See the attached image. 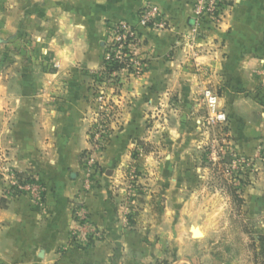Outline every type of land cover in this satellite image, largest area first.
<instances>
[{"label":"rangeland","instance_id":"rangeland-1","mask_svg":"<svg viewBox=\"0 0 264 264\" xmlns=\"http://www.w3.org/2000/svg\"><path fill=\"white\" fill-rule=\"evenodd\" d=\"M228 9L192 34L218 27ZM12 17L0 28V78L33 50ZM190 60L185 84L175 82L152 100L135 82L143 74L124 72L112 81L106 72L89 73L90 147L80 154L77 192L96 204L91 211L77 194L70 198L67 242L55 248L61 264H264V68L234 78ZM97 89L108 99L107 119L98 116ZM205 90L216 98L214 110ZM4 140L0 119V211L25 197L43 214L45 184L14 171ZM7 224L0 221V233ZM195 227L198 238L191 236Z\"/></svg>","mask_w":264,"mask_h":264},{"label":"crops","instance_id":"crops-1","mask_svg":"<svg viewBox=\"0 0 264 264\" xmlns=\"http://www.w3.org/2000/svg\"><path fill=\"white\" fill-rule=\"evenodd\" d=\"M148 4L160 10L168 28L137 25L138 11ZM228 8L220 25L199 37L191 32L199 27L191 0H0V28L15 13L33 49L32 58L18 56L1 73V149L14 171L36 174L46 186L43 214L25 197L1 209L0 221L9 228L0 233V264H61L55 248L67 242L70 198L77 194L95 208L77 189L80 154L90 147L89 73L102 66L108 24L138 26L146 69L135 82L151 99L175 82L185 84L190 58L234 78L256 65L264 68V0H233ZM10 70L15 73L9 78Z\"/></svg>","mask_w":264,"mask_h":264},{"label":"built area","instance_id":"built-area-1","mask_svg":"<svg viewBox=\"0 0 264 264\" xmlns=\"http://www.w3.org/2000/svg\"><path fill=\"white\" fill-rule=\"evenodd\" d=\"M232 1L233 0H191L195 24L200 25L203 23L210 24L219 22L223 15V11L231 5ZM137 16V25H139V27L154 31L169 27V24L155 5L148 4L142 7L138 11ZM137 25L127 21H117L108 24L105 38L102 42V59L104 62L112 61L116 65L109 75L112 81L115 80V75L120 76L124 72L138 77L142 75L146 69L144 60H142L137 53V48L143 41ZM193 31H196L195 27H193ZM103 63L101 68L96 70L93 75L100 77L105 72ZM98 87L100 88V86H97V88ZM203 95L208 106L214 110L216 107L215 96L211 94L209 90H205ZM94 101L98 116L107 119L109 117L108 111L110 106L105 104L108 102V99L100 93V89H97ZM216 116L218 119H224L223 114L219 113ZM100 146V140H98L93 143V150L94 148L98 150ZM88 157L91 156L89 155ZM74 211L79 222L82 223L86 220L81 207L74 209Z\"/></svg>","mask_w":264,"mask_h":264},{"label":"trees","instance_id":"trees-1","mask_svg":"<svg viewBox=\"0 0 264 264\" xmlns=\"http://www.w3.org/2000/svg\"><path fill=\"white\" fill-rule=\"evenodd\" d=\"M103 65H104V69L106 72V76L109 77L111 70H113L116 67V65L112 61L104 62ZM48 71H53V68H48ZM231 194H233V193H231Z\"/></svg>","mask_w":264,"mask_h":264},{"label":"water","instance_id":"water-1","mask_svg":"<svg viewBox=\"0 0 264 264\" xmlns=\"http://www.w3.org/2000/svg\"><path fill=\"white\" fill-rule=\"evenodd\" d=\"M195 231L193 230V228H191V236L194 237ZM197 238V237H194ZM40 255H42V250L40 251Z\"/></svg>","mask_w":264,"mask_h":264},{"label":"bare ground","instance_id":"bare-ground-1","mask_svg":"<svg viewBox=\"0 0 264 264\" xmlns=\"http://www.w3.org/2000/svg\"><path fill=\"white\" fill-rule=\"evenodd\" d=\"M199 227H195V228H193V230L195 231V234H194V237H196V230L198 229ZM200 232H201V230H199ZM199 237H201V236H199ZM198 238V237H197Z\"/></svg>","mask_w":264,"mask_h":264}]
</instances>
